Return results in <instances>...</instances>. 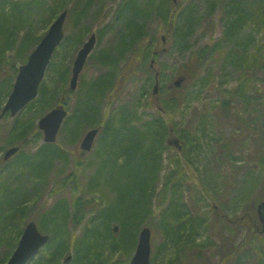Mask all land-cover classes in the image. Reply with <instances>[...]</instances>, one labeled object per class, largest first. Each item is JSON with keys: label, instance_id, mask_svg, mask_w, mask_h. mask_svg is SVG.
<instances>
[{"label": "rangeland", "instance_id": "rangeland-1", "mask_svg": "<svg viewBox=\"0 0 264 264\" xmlns=\"http://www.w3.org/2000/svg\"><path fill=\"white\" fill-rule=\"evenodd\" d=\"M120 1L94 0L86 7L78 22H76L75 15L72 13L78 11L77 0H67L65 3L64 8L67 9V15L64 21V38H69L74 32L77 35V29L81 26L87 30L85 34H82L83 37L78 41L73 51H70L68 55H61L65 64L69 66V70L82 42L91 33H95L97 36L96 46L87 58L80 73V76L84 75L86 80L101 73V68L97 69L94 66L93 57L108 44L113 32L110 33L111 31L107 30L100 37L98 30L115 22L114 12ZM217 1L219 5L211 16L207 15V0L175 1L177 2L176 23L181 12L185 10L184 8L189 6L194 10V24L192 31L188 33L184 41L181 37L179 38V36L175 35L174 29L165 35V43L163 45H166V49L158 55L155 64L158 75H161L162 78V80H159L160 83L157 88L159 92L152 95L153 82L151 76L153 72H145L140 65H137L134 68L135 73L124 81L118 95L114 99L112 98L109 103H107L108 100H105L100 104L98 117L101 119L99 124L101 131L89 153L86 155L80 154L79 142L85 130L90 126L83 129L76 141L71 142L69 134H75L79 131V123L74 121L69 123L68 121L65 126L62 125L56 141L67 160L62 158L52 162L51 172L47 174L45 187L40 192V197L34 205V200L31 199L33 197L29 198L27 192L33 193L35 179L25 177L22 181L21 191H24L26 195L21 196L22 194H20L19 200L31 199L27 203L26 221H35L38 229L41 232H45L46 230L39 219L42 212L51 208L58 198L65 197L69 203L73 197L80 199L88 197L91 200L87 206L88 212L85 218L81 220L78 228L73 230L74 234L78 235L82 230V226L90 222L97 209L104 206L112 207L119 190L123 191L130 185H135L136 182L133 181V178L137 176L144 178L146 176L147 172L144 170V166H141L142 158L140 156L145 153L148 145L147 142L143 141V144H140L138 149H132L130 145L128 146L130 138L127 137L124 141L117 140L116 146H108L107 148V140L109 144L113 136L108 134L106 140L104 134L105 122L112 118L120 107H126L129 108L130 113H136L137 115V118H134L133 115L130 117V120H132L131 125L143 128L147 125L145 122L151 120L153 115H156V110L161 106L164 107V102L161 103L160 99L166 98L174 92L178 102L174 114L170 115L173 122H175L176 131L178 134L180 131L182 133L185 132L187 138L191 141L193 140L194 144L199 143V146L195 147L197 151L187 153V145L185 146L183 139H179L180 148L166 143L167 147L160 153V170L158 171V179L155 181L158 193L152 199L153 206L152 212L148 216L149 218L144 220L142 224H148L151 228V257H155L153 264H163L170 256L169 247L163 253L157 252L156 247L164 241L163 226L161 225L162 218L166 217L164 220L170 221L169 212L172 210L179 212L178 219L182 220L183 223L189 220L193 224V229L196 233V244L187 243L183 253L172 264L215 263L220 258L221 246H227L230 240L234 242L233 245H238L241 242L248 231L247 226L241 227V222L244 221L245 223L248 218L253 220L256 216V204L264 198V167L262 168L258 163H254L257 156L253 155L257 149L256 147L260 143L264 144V138L261 135L263 134L261 122L264 118V50L261 56L254 57L256 55L254 44L247 48V58L250 61L254 60V63L251 64L245 63L244 60H236L235 62L231 60L228 55L231 44L222 38L224 29V10L222 5L224 6L228 0ZM81 5L84 6L83 4ZM178 11L179 13L177 14ZM186 14L187 12H182L180 19L183 20ZM37 19H39V16H36L34 21L36 26L34 37L36 39L47 31L53 21L52 19L44 25ZM75 22L76 25H74ZM158 22L157 20L148 21V31L153 33L154 27ZM212 27L214 30L210 31L209 29ZM260 30L253 34L254 39L258 40L257 44H262L263 40H261L260 36L264 27ZM245 32L246 30H243V33ZM159 35H155V37ZM206 44L211 47L210 52L202 59L198 69L193 70V64L189 65L188 63L191 58V51ZM34 45L32 44L22 59L15 63L16 68L25 62ZM163 45L158 44L157 48L159 49ZM241 48L237 47L235 49L238 57L241 55ZM256 59L258 60L256 61ZM55 60L57 61L58 58H55ZM58 61L57 63L60 64ZM184 64L187 65L184 66ZM9 66L8 64L7 72H9ZM179 71L185 72L187 77L179 87V90H174L170 85L180 74ZM10 75L13 83L15 72H10ZM69 76L70 73L68 79ZM240 85L246 97L235 93V90ZM77 86L75 90H71L67 80L66 86L59 90L58 97L64 98L69 114L73 112L79 100L76 92ZM9 89L11 90V88ZM224 89L229 90V95L224 93ZM67 90H70L69 95L63 97ZM4 97L1 96V99H4L3 101L6 99ZM225 97H228L230 102V107L226 111L227 114L219 111L221 102ZM148 100L152 102L150 106L145 104ZM48 110L49 108L46 111ZM165 112L167 110L162 114L163 119L167 120L168 123H172ZM23 114H18L14 118L11 116L0 118V145L7 146L4 143L7 131L11 128L15 119L22 117ZM39 117L40 115L35 118L32 131H30L27 136L28 139L24 142L23 153L25 154H33L43 144L42 138L33 139L34 135L39 131L37 125ZM133 134L134 138L140 140L141 135ZM15 143L19 145L18 142ZM254 144H256V147ZM120 147L123 149L120 150ZM106 148L108 151L105 150ZM128 154L131 157L123 162L124 155L128 156ZM1 156L2 152H0V158ZM147 161H150L149 158ZM7 166L9 164L5 165L0 159V171L3 172L1 177H6L8 180L9 171L5 170ZM70 175L78 177L79 187L77 189L73 188V190L71 186L59 187L60 184L57 185L60 180ZM68 179L69 177L65 181ZM166 181H169V185L165 196L163 189ZM89 186L95 190L89 189ZM52 188L57 189L54 195H50ZM94 197L95 199H93ZM214 207H217V209ZM215 210L219 211V215L224 214L227 219L242 216L240 221L231 222L230 224L233 227L234 235H228V231L224 230L220 223H217L220 225L219 230L218 227L214 228L218 234L212 231V227L210 229L209 224L214 222ZM115 212L120 215L117 208ZM200 218H204V222L199 224ZM94 227H96V223ZM101 230H104V225H101ZM138 232L139 228L136 231V235ZM118 233L119 229L116 235ZM219 235H223L224 238L220 239ZM15 238L16 236L14 237L13 234L10 243H13ZM204 241L205 243H201ZM2 243L0 252L8 244L6 240H3ZM133 252H131V255ZM196 252H200L201 257L192 263L190 255ZM131 255L114 254L111 261L125 260ZM239 255L240 257H238L236 263L229 262L228 264H256L255 254L252 251ZM34 258L36 259V257ZM72 259L73 257L68 262L72 261ZM67 263L62 260L58 264Z\"/></svg>", "mask_w": 264, "mask_h": 264}, {"label": "trees", "instance_id": "trees-1", "mask_svg": "<svg viewBox=\"0 0 264 264\" xmlns=\"http://www.w3.org/2000/svg\"><path fill=\"white\" fill-rule=\"evenodd\" d=\"M66 1L0 0V101L1 96L8 93V89L11 87L12 77L6 71L7 65H10V72L14 70L15 63L19 59H22L27 49L32 44H36L40 38L36 39L34 37L36 27L34 21L36 16H39L37 20L45 25L57 12L64 8ZM93 1L77 0L78 11H70L75 15L76 22L80 20L86 7ZM207 2V15L211 16L219 4H217V0H207ZM222 7L224 10L222 38L231 44L228 55L234 62L236 60H244L248 64L254 63V60L250 61L247 58L246 50L254 44L256 53L254 57L261 56L264 50V30L260 36L261 40L263 39L262 44H257L258 40H255L253 36V34L258 32V30L261 31L260 29L264 27V0H228ZM184 9L182 12H187L186 16L181 20V12L180 16L178 15L179 18L176 23L177 2L173 0H121L118 2V6L114 12L115 22L98 30L100 37L107 30H110V33L113 32V36L108 44L99 50L94 57L92 56L94 66L97 69L100 67L101 73L87 80L84 75L80 76L76 90L79 100L72 114L65 121V124L68 121L69 123L72 121L79 123V131L75 134H69L71 142L76 141L79 138V134L87 126H97L100 124L101 119L98 117L100 104L105 100H108L107 103H109L112 101V98L114 99L118 95L124 81L135 73L134 68L137 65H140L145 72H153V68L150 69L149 65L151 64V60H154L153 67L155 68L158 58L157 52L160 51V48L158 49L157 46L158 44H163L159 33L162 32L161 35H167L174 29L175 35L179 36V38L181 37L183 41L185 40L188 33L192 31L195 16L194 10L191 7L186 6ZM151 20L159 21L154 27L153 33L149 32L147 28L148 21ZM211 21L213 20L211 19ZM76 22L74 25H76ZM211 24L213 23L211 22ZM209 30L213 31L214 28L212 27ZM243 30H246V32L243 33ZM77 31V35L74 32L69 38H64L63 42L60 43L47 69L46 79L39 85L38 98L30 103L23 112L22 117L15 119L13 122L5 138L4 143L7 145L15 142H22L24 144L25 140L28 139V134L32 131L35 118L39 115L41 116L48 108L59 105L68 108L64 98L58 97L59 90L66 86L70 73L69 66L65 64L62 56L68 55L70 51H73L78 41L83 37L82 34L87 32L85 27L82 26ZM155 35L159 36L155 37ZM237 47H242L239 57L235 52ZM210 49L211 47L206 44L201 48L191 51V58L188 60V63L189 65L193 64V70L198 69L202 59L210 52ZM55 58L61 59L57 60L60 64L57 63ZM179 72L178 76L183 77L185 80L187 77L185 72ZM154 74L155 72L151 76L153 83ZM157 77L158 83H160L159 80H162L161 75H157ZM171 87L174 90H179V87L172 85ZM242 89L241 85L238 86L235 93L246 97ZM69 91H65L63 97L69 95ZM223 91L229 95V90L224 89ZM160 100L161 103L164 102V107L161 106L162 109H157L156 115H153L151 120L146 121L147 125L143 128L131 125L132 120H130V117L133 115L134 118H137V115L136 113H130L129 108L126 107H120L113 114V117L104 124L105 138L108 134L109 136H113L111 144H108L106 138L107 148L108 146H116L117 140L124 141L127 137L130 138L128 146L130 145V148L135 150L138 149L140 144H143V141L147 142V149L140 156L142 158L141 166H144V170L147 172L146 176L144 178L141 176L133 178V181L136 182L135 185H130L123 191L119 190L112 207L104 206L97 209L90 222L82 226V230L78 235H75L73 230L78 228L81 220L85 218L88 212L87 206L89 201H91L90 198L85 197L80 199L73 197L69 203L65 197L58 198L51 208L42 212L39 219L46 230L45 233L49 234V240L40 250L39 256L33 259L32 264H58L71 253H73V259L70 261V264H129L130 257L119 261H111V258L114 254L131 255L137 241L136 231L143 224L144 220L149 218L148 216L152 212V199L158 193L155 181L158 179V171L160 170V153L167 147L166 143L175 137L184 140V144L185 146L187 145L188 149L187 153L197 151L195 147L199 146V143L194 144L193 140H189L185 132L182 133L180 131L178 134L176 131L175 122L171 118L178 102L174 92L172 95ZM145 104L146 106H150L152 102L148 100ZM220 107L219 111L227 114L226 111L230 107L228 97L223 98ZM166 110L165 114L169 116L168 119L172 123H168L162 117L163 112ZM261 127L263 128V134L261 135L264 138V118L261 122ZM70 128L72 127L70 126ZM70 128L68 129L69 132ZM133 133L141 135L140 140L134 138ZM34 136V140L41 138L39 131ZM5 146L0 145V151ZM254 146L256 147V144ZM107 148L105 150L108 151ZM256 148L253 154L257 156L254 163H258L263 168L264 144L260 143ZM119 149L123 148L120 147ZM185 155L184 153V157ZM129 157H131L129 154L128 156L124 155L123 162L129 159ZM147 157L150 161H147ZM62 158L67 160L58 142L43 143L33 154L22 152L18 159L5 168L6 171H9L7 175L8 180L6 177H1L3 172L0 171V247L3 245V240H6L8 243L5 245L4 250L0 252V264H4L9 257L26 223L27 203L33 199L34 205L39 199L40 192L47 182V174L51 172L52 162ZM25 177L33 178L37 181L33 183V195L30 194V191L27 192V196L33 198L19 200V197L26 195L24 191H21L22 181ZM67 177L69 179L65 181ZM59 184V187L71 186L72 189H77L79 187L78 177L73 175L66 176L57 183V185ZM168 185L169 181H166L163 189L165 196L168 191ZM88 188L95 190L91 186ZM52 189L50 195H54L57 191L56 188ZM20 194L22 195L20 196ZM116 208L119 210L120 215H117L115 212ZM214 208L217 209V207ZM169 213L171 217L170 221L164 220L166 217L162 218L161 221L164 241L156 247L157 252L161 253L169 247L170 256L163 264L174 263L180 257V254L183 253L187 243L196 244V233L193 229V224L189 220L184 221V223L182 220H179V212L175 210ZM241 217L240 215L227 219L224 214L219 215V211L215 210L214 222H211L209 227L210 229L212 227L213 232H217L214 228L218 227L219 230L221 225L224 230L228 231V235L231 236L234 235L233 227L230 226L231 222L240 221ZM254 218L256 220V216ZM254 218L253 220L248 218L245 223L244 221L241 222V227H249L241 242L238 245H233L234 242L230 240L227 246H221L219 260L211 264L236 263L238 257H240L239 254L248 251H252L255 254L256 264H264V234H257L255 232L256 227L254 225L256 222ZM113 222H117L119 226V233L117 235L111 230ZM202 222H204V218L199 219V224ZM95 223L96 227H94ZM217 223H220V225ZM101 225H104V230H101ZM13 234L16 238L13 243H10ZM219 238L223 239L224 237L223 235H219ZM201 243H205V241ZM200 254V252H196L190 255V261L194 263V260L201 257ZM153 261H155L154 256L151 259V264H153Z\"/></svg>", "mask_w": 264, "mask_h": 264}, {"label": "water", "instance_id": "water-1", "mask_svg": "<svg viewBox=\"0 0 264 264\" xmlns=\"http://www.w3.org/2000/svg\"><path fill=\"white\" fill-rule=\"evenodd\" d=\"M66 11H62L50 24L45 35L40 39L33 51L27 57L24 64L19 66L18 73L15 77L13 88L3 107V112L10 110L11 114H15L20 108L26 105L37 94L38 84L44 76L45 68L51 58L53 50L63 38V23L65 20ZM96 38L92 33L89 38L84 41L82 46L77 51L72 67V75L70 77V87L75 88L78 74L86 60V57L94 47ZM153 63V60L151 64ZM182 79L178 78L174 81L176 86H179ZM157 84L154 85L153 93L156 92ZM66 115V110L62 106L53 107L45 113L38 121V127L43 132V140L53 142L56 139L58 129ZM98 128L88 130L80 142V149L85 153L91 149ZM177 138L173 140L174 143ZM172 143V142H171ZM17 147L9 148L4 155L6 159L15 153ZM257 212L261 231L264 230V200L257 206ZM114 231H117V226L114 225ZM49 236L42 234L33 221H29L17 242L14 250L10 254L5 264H26L38 250L48 241ZM150 229L145 226L141 228L138 234L135 251L130 259V264H150ZM69 257L66 258V260Z\"/></svg>", "mask_w": 264, "mask_h": 264}, {"label": "flooded vegetation", "instance_id": "flooded-vegetation-1", "mask_svg": "<svg viewBox=\"0 0 264 264\" xmlns=\"http://www.w3.org/2000/svg\"><path fill=\"white\" fill-rule=\"evenodd\" d=\"M176 144H177V142H176ZM180 147H181V145H179Z\"/></svg>", "mask_w": 264, "mask_h": 264}]
</instances>
